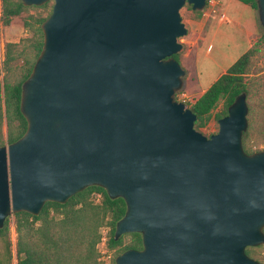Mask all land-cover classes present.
I'll list each match as a JSON object with an SVG mask.
<instances>
[{"label":"water","instance_id":"1","mask_svg":"<svg viewBox=\"0 0 264 264\" xmlns=\"http://www.w3.org/2000/svg\"><path fill=\"white\" fill-rule=\"evenodd\" d=\"M21 1L54 5L22 86L26 133L0 147V230L96 186L126 203L115 240L142 235L115 264H263L247 254L264 245V151L244 149L247 94L210 138L176 100L181 10L208 0Z\"/></svg>","mask_w":264,"mask_h":264},{"label":"trees","instance_id":"2","mask_svg":"<svg viewBox=\"0 0 264 264\" xmlns=\"http://www.w3.org/2000/svg\"><path fill=\"white\" fill-rule=\"evenodd\" d=\"M237 1L258 9L256 0ZM1 2V21L5 26H9L15 17L28 13L31 9L48 11L46 16L38 14L29 17L38 25L37 29H34L30 45L28 44L35 52L32 60L28 58L25 49L19 51L20 44L9 43L6 46L4 82L0 80V147H3L18 141L26 133L28 123L21 112L22 86L30 77L41 54L44 45L42 25L52 14L53 8L50 2L43 6L31 7L24 6L21 0ZM205 11L198 12V15ZM26 25L32 27L29 23ZM255 53V50L250 48L194 104H186L197 117L196 130L207 125L221 100H225V106L224 110L215 116L218 121L228 115V109L237 97L247 92L245 79ZM19 58L24 61L21 78L17 82H11L9 74L13 71L12 64ZM174 58L178 61V54ZM4 123L6 131L3 129ZM249 141L248 128L243 137L247 153ZM94 194L101 195L99 202H95ZM126 210L127 206L122 198L111 199L103 188L93 186L75 195L66 204L47 203L38 216L26 212L18 213L14 215L13 221L17 233V264H105L100 261L101 256L97 248L102 238V228L109 229L108 248L117 256L130 249L141 250V234H129L132 240L125 247L124 236L115 240L116 225L125 216ZM11 223V218H8L4 228L0 230V238L6 243V259L0 261V264H12ZM253 249H247L249 256L254 255Z\"/></svg>","mask_w":264,"mask_h":264},{"label":"rangeland","instance_id":"3","mask_svg":"<svg viewBox=\"0 0 264 264\" xmlns=\"http://www.w3.org/2000/svg\"><path fill=\"white\" fill-rule=\"evenodd\" d=\"M53 5L54 3L50 2L52 8ZM237 8L243 10L242 14L239 13L243 28L247 27L246 20L250 23L255 20L258 23V30L251 47L256 53L252 58V66L245 79L250 132V141L247 146L249 148L248 153L252 154L264 151V28L259 21L258 10L252 9L251 6H244L240 2L237 3ZM1 12L2 2L0 0V80L3 83L7 44H20L19 51L25 49L28 58L32 60L35 57V52L33 48L28 47V44L30 45V41L34 36V29H37L38 25L29 17L38 14L46 16L48 11L31 9L28 13L15 17L9 26L2 23ZM205 13L198 15V12L193 11L192 7L188 5L181 10L182 21L187 27L188 34L178 40L183 46L182 51L178 54V62L184 65L186 75L183 79L182 90L176 94V100L181 102L184 98L183 94L187 95L190 101L189 105L197 100V96L189 94L188 89L192 90L197 86L209 87L250 48L247 34L239 28L237 21L230 14L231 23L220 24L222 13L212 14L213 16ZM26 23H29L32 27H28ZM184 55L191 56L190 61L187 63L184 62ZM23 67L24 61L22 58L12 64L13 71L9 74L11 82H17L21 78ZM190 76L192 77L190 78ZM224 106L225 100H221L212 113V119L205 127L197 131L208 138L217 134L219 132V122L215 116L224 110ZM3 129L6 131L5 123ZM97 196V194L93 196L95 202H99ZM13 221L14 216H11L12 264H17V233ZM123 238L125 247L130 244L132 238L130 235H125ZM253 250L254 255L250 257L264 264V245ZM111 256V259L104 261L105 264H115L116 253L111 251ZM4 259H6V243L3 238H0V261H4Z\"/></svg>","mask_w":264,"mask_h":264},{"label":"crops","instance_id":"4","mask_svg":"<svg viewBox=\"0 0 264 264\" xmlns=\"http://www.w3.org/2000/svg\"><path fill=\"white\" fill-rule=\"evenodd\" d=\"M215 2L217 4V6H216V9L218 11L217 14L218 13L219 14L222 13L220 15V24L231 23V19L229 17V14H230L237 21V24H238L239 28H241V30H243L247 34V36L249 38V47L251 48L252 47V42H253V40H254V38L256 36V32L258 30V23L255 20L253 22H251V23L248 20H246L245 24L247 25V27L243 28L242 23L240 22V18H241L240 14H242L243 10L237 8V3H239V1H237V0H216ZM243 5L244 6H249V5H245V4H243ZM243 9H245V8H243ZM205 12H206L205 14H207V15H212V14H209L208 9ZM183 57H184V62L185 63L190 61L189 59H190L191 56L184 55ZM182 66H184V65H182ZM191 69H192V67H191ZM186 70L188 71L189 69H186ZM227 70L224 71L222 74H225L227 72ZM191 77L192 76H190V78ZM217 80H215V81H217ZM213 83H211V85ZM211 85H209V87H206V88H204V87L202 88L201 86H197V87L193 88L192 90L188 89V91H189L188 93L191 94V95L197 96V99H198L199 97H201L211 87Z\"/></svg>","mask_w":264,"mask_h":264},{"label":"built area","instance_id":"5","mask_svg":"<svg viewBox=\"0 0 264 264\" xmlns=\"http://www.w3.org/2000/svg\"><path fill=\"white\" fill-rule=\"evenodd\" d=\"M215 1L216 0H208V2H207V6H206L205 10L208 9L209 14H216L217 13V9H216L217 4ZM183 96H184V98L182 99L181 103H183L185 105L186 104L189 105L188 103L190 101L188 100L187 95L183 94ZM192 104H194V102L191 103L190 105H192ZM97 197H98V201H99L101 198V195H98ZM108 231H109L108 228H102V230H101L102 238H101L100 243L97 246L98 251H99L100 256H101L100 257L101 262H104L108 259H111V257H112L111 251L108 248V243H107L108 242Z\"/></svg>","mask_w":264,"mask_h":264}]
</instances>
